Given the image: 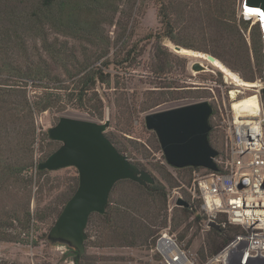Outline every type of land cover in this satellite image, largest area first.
Listing matches in <instances>:
<instances>
[{"label":"trees","instance_id":"16d2710c","mask_svg":"<svg viewBox=\"0 0 264 264\" xmlns=\"http://www.w3.org/2000/svg\"><path fill=\"white\" fill-rule=\"evenodd\" d=\"M131 1L0 0L1 241L38 244L36 232L41 229V223L47 220L54 223L77 190L80 175L75 177L71 194L58 205L49 206L46 211L39 210L38 205L33 207V199L39 201L44 191L42 175L49 172L48 169L40 168L41 162L34 157L38 134L37 115L55 107L62 110L70 105L86 110L93 116L103 117L104 105L97 86L111 83L109 67L116 63L110 58L113 39L108 27L117 25L122 28L119 35L121 45L123 49L130 46V35L121 14L124 13V7L131 13L128 6ZM158 1L164 35L169 36L176 45L209 52L240 72L245 79H254V75H248V72L253 69V59L255 63L263 64L264 34L258 21L252 26L250 41L247 40L245 31L250 20L238 18L236 0H198L197 5L202 7L198 11V19L204 35L211 42L208 47H196L187 38H180L181 32L177 31L176 24L178 20L183 23L192 19L191 15L187 17L186 14L189 4L181 2L184 11L177 15L176 20L171 10L174 4ZM203 22L207 23V27ZM149 38L156 39L154 55L157 61L166 59L168 54L172 55L160 41V34H150ZM137 49L138 44L132 43L126 50L125 59H136L140 53ZM136 63L130 61L125 68L134 67ZM157 68L152 72L156 77H162L164 67L159 65ZM150 91L154 93L158 90ZM168 99L174 98L162 101ZM199 100H207V97L197 95L191 99L193 102ZM158 101L150 107L162 102ZM216 111L215 108L212 117ZM106 135L124 153L110 133L106 132ZM56 148L53 147L48 155ZM141 166L146 169L144 165ZM154 169L173 177L165 164L155 165ZM183 169L192 171V167L175 168ZM191 180L192 176L188 183ZM119 184L130 189L129 194L118 201L109 200L104 213L92 212L87 228L90 231L94 216H98L112 233L100 245H110L109 241L114 243L115 239L120 241V245L128 246H135L139 241L147 243L153 236L151 217L158 218L167 207L168 187L158 177H154V182L148 185L126 178L117 181L113 188ZM192 202H197L201 209L200 200ZM180 208L185 213L194 209L185 206ZM196 218H205L202 210ZM211 231L210 254L214 255L229 242L233 234L239 232V228H212ZM89 239L85 241V248L90 245ZM85 253L82 254L83 259ZM0 264L16 263L0 260Z\"/></svg>","mask_w":264,"mask_h":264},{"label":"rangeland","instance_id":"374dc122","mask_svg":"<svg viewBox=\"0 0 264 264\" xmlns=\"http://www.w3.org/2000/svg\"><path fill=\"white\" fill-rule=\"evenodd\" d=\"M165 1L169 5L174 4L171 10L176 20L177 15L184 11L181 2L189 4L186 6V14L187 17L191 15L192 19L183 23L178 20L176 24L177 31L181 32L180 38H187L196 47L210 46L211 42L204 35L202 24L198 19V11L202 8L201 5H197L198 0ZM242 3L243 0H236L239 19ZM128 6L131 13L124 7V13L121 14L131 39L128 48L131 47L132 43L138 44L137 50H140V53L136 59H125L128 48L123 49L119 37L123 29L117 25L108 27L113 39L110 58L116 63L109 67V71L112 73L111 83L98 84L97 86V91L104 105L103 117L93 116L86 110L70 105L62 110L55 107L39 113L37 115L38 134L34 144V157L36 161L43 162L50 155L48 153L53 147L58 149L61 146V141L50 137L49 130L58 123L62 116L108 123L106 132L110 133L133 163L140 168H142L141 165H144L154 177H158L164 182L169 193L173 190L178 191L192 205L194 200L187 195L183 185L188 184L192 171L189 169L175 170L165 162L157 134L147 128L145 115L151 111L191 103L193 102L191 99L195 96L205 95L207 100L213 104L214 112L215 108L217 109L215 116L212 117V115L210 119L213 129L211 144L219 150L221 155H225L228 148L230 119L232 120L234 112L233 103L237 99L253 95L254 91L232 83L226 78L222 70L207 62H205L207 67L205 70H194L192 65L198 59L191 52H176L172 45L175 42L169 36L164 35L165 28L161 23L160 2L158 0H132ZM257 22L255 18L250 20L249 27L245 31L248 41H250L252 26ZM206 24L204 26L207 27ZM150 34H160V41L169 52H172V55L168 54L166 59L157 61L154 55L157 42L155 38H149ZM187 49L204 52L195 48ZM130 61L137 63L134 67L125 68ZM159 65L165 70V73L161 74L162 77H156L152 72ZM225 65L227 66V64ZM252 68L248 72V75L250 73L254 75V79L251 80L245 79L240 72L230 69L243 79L255 83L264 73V59L262 65L258 62L255 63L253 59ZM62 76L64 77V75ZM150 90L158 91L151 93ZM35 92L33 91V93ZM166 98L174 99L162 101ZM157 101L162 102L150 107ZM158 164L167 165L173 177L165 176L154 169V166ZM76 176H79V170L75 166L49 170L48 173L42 175L41 182L44 185V191L42 195L40 194L39 201L33 199V207L38 205L39 210L46 211L47 207L56 206L65 200L75 186ZM171 185L178 186L172 187ZM129 192L130 189L119 184L113 188L109 200L118 201ZM180 207L177 203L173 204L172 202L171 204L168 196L167 207L161 211V215L158 218L151 217L153 236L148 239L147 243L139 241L135 246H128L120 245V241L115 239L114 243L109 241L110 245H100L103 241H107L111 232L106 229L107 226L98 216H94L89 227L90 231L86 227L90 245L86 246L83 252H86V256L83 259V253L80 254L74 246L49 237L51 228L56 221L52 223L51 220H47L41 223V229L36 232L38 244L0 240V260L16 264H82L83 262L90 264H167L157 245L159 236L166 233L175 238L180 246L185 249L192 264H222L212 260L216 255L210 254L212 231L205 227L204 219L198 220L196 218L201 213L197 202L194 203L193 207L191 206L194 209L188 213H185ZM90 233L92 234L91 237L89 236ZM154 238L155 241H153Z\"/></svg>","mask_w":264,"mask_h":264},{"label":"water","instance_id":"95a60500","mask_svg":"<svg viewBox=\"0 0 264 264\" xmlns=\"http://www.w3.org/2000/svg\"><path fill=\"white\" fill-rule=\"evenodd\" d=\"M243 8L251 14L258 12L264 34V0H243ZM173 46L178 53L195 52L180 45ZM206 54L211 61L217 58ZM192 67L197 71L207 68L198 60ZM213 113L214 106L209 100H199L145 115L146 126L156 132L165 162L170 167L218 170L215 158L219 150L209 138ZM107 126L108 123L92 119L62 116L49 130L50 137L62 144L39 164L40 168L48 170L68 166L79 170V186L51 228L49 237L74 246L80 254L85 250L90 214L106 211L111 190L117 181L129 178L143 185L154 182L149 171L140 168L117 149L106 135ZM176 203L178 206H192L183 197H179ZM211 225L219 228L214 222Z\"/></svg>","mask_w":264,"mask_h":264},{"label":"built area","instance_id":"2783aa9c","mask_svg":"<svg viewBox=\"0 0 264 264\" xmlns=\"http://www.w3.org/2000/svg\"><path fill=\"white\" fill-rule=\"evenodd\" d=\"M239 14L244 20L256 16L243 3ZM250 89L259 105L255 113L233 109L227 152L215 158L218 170L192 167L191 182L183 184L192 200H200L207 229H216L212 222L216 230L239 228L212 258L222 264H264V73ZM179 197L183 195L173 190L169 202L176 204ZM157 245L167 264H192L172 236L161 234Z\"/></svg>","mask_w":264,"mask_h":264},{"label":"bare ground","instance_id":"6f19581e","mask_svg":"<svg viewBox=\"0 0 264 264\" xmlns=\"http://www.w3.org/2000/svg\"><path fill=\"white\" fill-rule=\"evenodd\" d=\"M257 13L258 12L254 14L256 15L254 17L255 20H258ZM170 44L172 43L170 42ZM191 54L194 57H196L198 61H200L203 65H205V62H207L209 64L214 65L218 69L222 70L225 73L226 78L228 80H231L232 83H235L237 86L243 87V88H252L253 86H255V83L245 81L243 78H241L239 74H237L236 72H234L233 70L225 66L218 58H216L215 61H211L208 59L207 54L204 52L195 51V52H191ZM258 105H259V102H258L257 96L253 94V95L246 96L241 99L235 100L233 103V109L239 113L244 112V111L255 113Z\"/></svg>","mask_w":264,"mask_h":264},{"label":"snow or ice","instance_id":"6c2138e0","mask_svg":"<svg viewBox=\"0 0 264 264\" xmlns=\"http://www.w3.org/2000/svg\"><path fill=\"white\" fill-rule=\"evenodd\" d=\"M262 15H264V13H262Z\"/></svg>","mask_w":264,"mask_h":264}]
</instances>
